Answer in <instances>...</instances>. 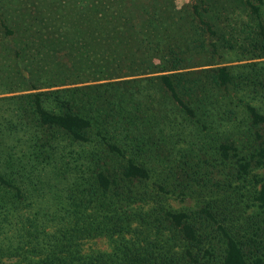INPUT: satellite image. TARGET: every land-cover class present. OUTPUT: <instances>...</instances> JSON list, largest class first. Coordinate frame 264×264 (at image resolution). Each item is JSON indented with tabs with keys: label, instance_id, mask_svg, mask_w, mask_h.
Returning <instances> with one entry per match:
<instances>
[{
	"label": "trees",
	"instance_id": "16d2710c",
	"mask_svg": "<svg viewBox=\"0 0 264 264\" xmlns=\"http://www.w3.org/2000/svg\"><path fill=\"white\" fill-rule=\"evenodd\" d=\"M24 3L0 5V264L201 263L189 213L166 212L185 252L136 228L130 183L149 177V159L158 161L210 92L253 81L259 63L214 58L222 40L246 58L264 56V0ZM218 3L237 5L245 19L236 32L209 38ZM250 109L259 147L236 166L243 174L264 165V115ZM92 129L103 148L91 144ZM231 148L220 146L222 161ZM23 187L39 198L32 216L23 214L34 207L18 195ZM257 198L264 207V183ZM220 232L226 248L215 264H261L225 227ZM98 237L111 241V252L83 250Z\"/></svg>",
	"mask_w": 264,
	"mask_h": 264
},
{
	"label": "rangeland",
	"instance_id": "374dc122",
	"mask_svg": "<svg viewBox=\"0 0 264 264\" xmlns=\"http://www.w3.org/2000/svg\"><path fill=\"white\" fill-rule=\"evenodd\" d=\"M25 1L0 0V5L24 7L28 4ZM194 3L196 0H177L179 7H190ZM230 3H218L214 11H210L208 19L212 27L205 31L209 38L216 37L214 33L236 32L245 19V13ZM219 42L221 46L214 58L216 65L254 62L259 63L258 73L243 89L223 86L210 92L205 101L197 105V116L193 119H178L183 120L177 128L180 136L168 144L158 161L149 159L148 178L130 183L138 199H131L128 209L136 228L145 231L152 241L157 239L162 246H171L178 252H185L187 242L167 221L166 212L189 213L200 235L199 245H191L192 252L201 257L199 264L213 257L215 264L223 254L226 242L220 226L243 244L250 261L260 259L264 264V207L257 198L264 183V165L251 166L246 174L236 168L258 151V126L254 124L250 108L255 107L264 115V56L246 58L240 50L228 49L223 40ZM203 57H207L206 54ZM91 140V144L99 143V148L104 147L95 129H92ZM224 143L232 144V148L229 158L222 161L219 149ZM30 192L24 187L23 196L18 192L21 198L28 196L34 205L32 210L23 211L25 216L40 210L39 198ZM82 244L86 252H111L113 248L106 237L87 239Z\"/></svg>",
	"mask_w": 264,
	"mask_h": 264
}]
</instances>
